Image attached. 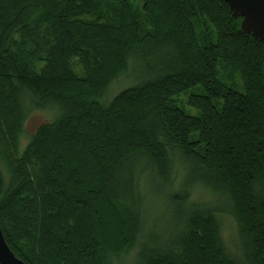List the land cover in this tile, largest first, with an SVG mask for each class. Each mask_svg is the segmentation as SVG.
<instances>
[{"label":"trees","instance_id":"16d2710c","mask_svg":"<svg viewBox=\"0 0 264 264\" xmlns=\"http://www.w3.org/2000/svg\"><path fill=\"white\" fill-rule=\"evenodd\" d=\"M133 3L0 0L6 244L25 264H111L135 247L157 178L167 204L133 264H264V42L222 0ZM131 60L137 83L100 105ZM190 91L194 115L177 101ZM44 110L54 120L20 151Z\"/></svg>","mask_w":264,"mask_h":264},{"label":"rangeland","instance_id":"374dc122","mask_svg":"<svg viewBox=\"0 0 264 264\" xmlns=\"http://www.w3.org/2000/svg\"><path fill=\"white\" fill-rule=\"evenodd\" d=\"M134 3L133 5H135V7L140 8L142 5V0H133ZM128 70L127 73L117 77V79L113 80L110 85L108 86L107 90L101 95V97L99 98L98 102L100 105L104 106L106 105L109 101H111L120 91H122L123 89L133 86L137 83V79L136 76L133 72V61H129L128 63ZM74 72L75 73H79L80 70L77 67H74ZM221 77L224 79V82L226 83V85L228 86H234V80H233V76H231L229 73L227 72H221ZM194 91H190L187 94L181 95L178 98V105L179 107H182L185 112L194 115L196 113V111L194 109H190L189 107H187L185 105L186 102V98L192 94ZM54 116L53 113L49 110H44V111H35L32 112L28 115L26 121L24 122L23 125V132L20 136V141H19V150L22 151L24 149V147L26 146V144L29 141V138L33 135L34 131L37 129L38 126L42 125V124H47V123H51L54 120ZM0 170L5 173V166L3 165L2 161L0 160ZM179 177H173L172 180H174V189H176V187H178L179 185ZM153 183H156L155 185V190L159 189L160 181L155 178V180H152ZM155 190H152L150 188H146L145 192H144V200H145V213L149 214L146 215L145 217L148 219V221L146 222L145 226L143 227V231L140 235V237L137 240V243L135 245V247L129 251H127L126 253L122 254L119 257H112L110 258L111 260V264H133L140 246H142L145 242V236L147 235V231L149 229L148 225L151 223V218L154 219L155 216H152L153 214L156 215L153 212H156L159 209H161L160 207L165 206V204H167L166 202V197L165 194H163V191L165 193V190L162 188L161 191L156 192ZM198 193V192H197ZM195 199L196 197H198L199 201L201 202H210V198H212L210 196L209 193L205 192L196 196H193ZM192 198V199H194ZM165 210H163L162 216L164 214L163 217L169 215L168 212H165ZM157 213V212H156ZM158 215V214H157ZM159 216V215H158ZM161 218V217H160ZM149 222V223H148ZM224 222V221H223ZM224 225L221 227V231H220V235L222 237V239L224 240V242L226 243V246L228 247V249L232 250L233 249V239H234V224L231 221H226L223 223ZM152 230H154V232L156 231V226H152L151 227ZM150 228V229H151Z\"/></svg>","mask_w":264,"mask_h":264},{"label":"water","instance_id":"95a60500","mask_svg":"<svg viewBox=\"0 0 264 264\" xmlns=\"http://www.w3.org/2000/svg\"><path fill=\"white\" fill-rule=\"evenodd\" d=\"M233 19H241L240 30L253 40L264 42V0H222ZM0 264H25L6 244L0 228Z\"/></svg>","mask_w":264,"mask_h":264}]
</instances>
